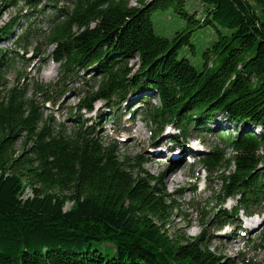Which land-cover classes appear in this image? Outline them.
<instances>
[{
  "label": "trees",
  "instance_id": "16d2710c",
  "mask_svg": "<svg viewBox=\"0 0 264 264\" xmlns=\"http://www.w3.org/2000/svg\"><path fill=\"white\" fill-rule=\"evenodd\" d=\"M59 1L0 0V264H263L215 253L202 231H171L179 191L168 192L142 156L119 155L84 114L97 100L115 111L129 93H152L142 111L152 139L166 123L178 130L174 146L189 130L218 139L198 159L219 184L204 200L214 228L240 211L264 217V0H193V12L187 0ZM19 2L25 9L2 19ZM166 9L185 21L171 37L155 32L151 16ZM208 25L215 37L196 66L183 51ZM41 41L61 84L78 69L99 78L77 93L69 132L36 100L59 92L28 72L22 52L42 54Z\"/></svg>",
  "mask_w": 264,
  "mask_h": 264
},
{
  "label": "rangeland",
  "instance_id": "374dc122",
  "mask_svg": "<svg viewBox=\"0 0 264 264\" xmlns=\"http://www.w3.org/2000/svg\"><path fill=\"white\" fill-rule=\"evenodd\" d=\"M189 3V10L193 12L198 7L199 3L193 0H187ZM59 1V4H63ZM134 4V0H130ZM42 4H40L41 6ZM25 7L21 2L10 5L2 14V19H7L9 16H16L18 11H23ZM45 12H48L46 9ZM152 20L154 30L158 35L171 37L174 32L185 26V21L181 19L172 9L162 11H155L152 13ZM22 28L13 30V33L5 40L4 44L9 46L15 40V37L21 34ZM215 37V28L211 25L201 27L193 33L194 49L186 47L187 50L183 52L188 54L190 61L199 66L201 63V51L205 46H208ZM39 46V47H38ZM42 54L34 52L32 46H28L23 55L30 58L28 72L37 83H51L59 92L56 93L51 100H44V97L37 95L36 100L39 102L46 115L51 116L57 124H63L67 132L70 129V122L67 120L69 109L74 110L77 104V93L84 94V91H90L91 86L98 83L99 78L90 69H78L76 76L73 79H66L65 84H61V78L58 74V65L53 63L50 56V48H47L43 42L37 45ZM135 60V59H134ZM9 78H14L13 73L9 72ZM85 82L87 85H85ZM59 84V85H57ZM63 85V86H62ZM54 89V87H53ZM152 96V93H150ZM132 97V98H131ZM146 97V98H145ZM149 94L143 93H129L127 100L120 103L117 107V115L113 116L103 101H96L94 104V111L85 113V117H90L95 124V129L103 137L104 141H113L116 143L119 155H127L129 157L140 155L146 160L142 166L151 175H160L162 182L165 184L168 192L179 191L176 202L179 204V210L175 212L172 217L171 228L180 229L185 232L187 236H196L201 231L209 238L210 248L215 253L225 256L227 259L237 261L239 257L244 256L248 259H253L264 264V245L258 244V238L261 236L264 228V217L262 214L253 215L249 220L242 222V211L236 217H233V224L226 226L220 231L215 230L214 221H212V213L204 202L208 199V195L213 191H217L218 181L215 175L208 176L204 168L199 164L198 157L201 152L210 149L218 142L216 136L212 133L196 131L188 132L184 144H178L182 148L187 149L183 160L176 163L172 160L171 155L174 151L167 149V142L170 141L173 134L176 132L173 125L164 126L159 135L155 139L151 137L152 126L142 116V111L149 107ZM151 103L154 105L158 103L157 99H152ZM104 109L101 114L99 110ZM101 114V118L97 117L96 113ZM104 117L106 119L104 120ZM103 121L104 125H101ZM171 126V127H170ZM131 136V137H129ZM153 143L159 144L156 148ZM169 143V142H168ZM155 149L163 152V158H157ZM192 149L194 152L189 153L194 157H188L187 153ZM183 155V154H182ZM181 155V156H182ZM196 192L194 193V190ZM30 192L27 190L26 195ZM25 195V196H26ZM233 203V199L227 200L224 207L228 208ZM70 202L65 204V209L69 208ZM203 212V213H200ZM251 221L254 227L250 226V230L237 227L238 224L244 226V223ZM248 230V231H247ZM225 232V233H224ZM222 234V235H221ZM221 235V237H220Z\"/></svg>",
  "mask_w": 264,
  "mask_h": 264
},
{
  "label": "bare ground",
  "instance_id": "6f19581e",
  "mask_svg": "<svg viewBox=\"0 0 264 264\" xmlns=\"http://www.w3.org/2000/svg\"><path fill=\"white\" fill-rule=\"evenodd\" d=\"M22 23H23V22H22ZM26 58H27V57H26ZM27 59L30 60V58H27ZM26 62L30 63L31 61H30V62H29V61H26ZM148 94H149V96H151L150 93H148ZM151 97H152V96H151ZM131 98H132V97H131ZM97 101H100V100H97ZM103 102H104V101H103ZM104 103L106 104V102H104ZM106 105H107V104H106ZM94 106H95V104L93 105V107H94ZM107 107H108V109H109V112H110L113 116H116V115H117L118 112H115V111H117V110H115V111H114V110H111V107L108 106V105H107ZM93 111H94V110L92 109L91 112H93ZM99 111L101 112V114L104 113V109L102 110V108H101V110H99ZM91 112H90V113H91ZM96 113H98V112H96ZM101 114L98 113V114H96V116L99 117V118H101V116H100ZM105 119H106V117H104V120H105ZM101 125H104V124H103V121H102ZM129 137H131V136H129ZM171 144H172V143H171ZM169 146H170V144H169ZM186 150H187V149H185V148L182 149V151L185 152V153L187 152ZM193 152H194V151H193L192 149H190V151H189L187 154H189V153H193ZM162 155H163V152H160V153L157 154V156H162ZM224 233H225V232H224Z\"/></svg>",
  "mask_w": 264,
  "mask_h": 264
}]
</instances>
